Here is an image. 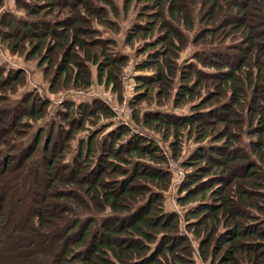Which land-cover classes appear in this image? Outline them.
Here are the masks:
<instances>
[{
  "label": "trees",
  "instance_id": "trees-1",
  "mask_svg": "<svg viewBox=\"0 0 264 264\" xmlns=\"http://www.w3.org/2000/svg\"><path fill=\"white\" fill-rule=\"evenodd\" d=\"M15 4L0 11L10 52L39 56L62 86L95 79L121 91L129 57L95 26H115V0ZM133 6L145 21L124 44L144 42L136 68L153 73L136 77L130 105L172 93L175 106L193 103L189 114L132 115L172 138L175 159L184 136L198 144L177 186L183 215L165 208L172 175L155 140L124 125L99 137L104 124L73 153L76 134L112 114L97 99L64 101L48 134L41 127L30 136L49 101L10 99L24 71L0 65V264H264V0H123L124 13ZM187 32L194 51L178 65Z\"/></svg>",
  "mask_w": 264,
  "mask_h": 264
},
{
  "label": "rangeland",
  "instance_id": "rangeland-1",
  "mask_svg": "<svg viewBox=\"0 0 264 264\" xmlns=\"http://www.w3.org/2000/svg\"><path fill=\"white\" fill-rule=\"evenodd\" d=\"M16 0H3V5L0 8V11L3 9H10L16 11ZM119 6V16L113 17L110 15V19H114L115 26H104L98 25L95 23V26L101 32L102 37L115 39V48L119 49L121 52L127 54L129 57L128 64L122 70L120 79H121V91L118 93L110 88H106L103 85L96 82L94 79L91 86L87 88H73L71 85L62 86V79L59 81H54V72L46 73L47 64H42L39 62V56H34L32 58L25 57L24 54L12 53L7 48L6 43L2 42L0 39V65H4L6 68L13 69H22L24 71L23 75L25 77L24 84L17 85L11 92V87L6 91L7 96L10 99L17 100L24 96L39 97L49 101V104L46 108V114L43 118L39 119L36 122L30 124L28 135H33L37 130L43 127L44 136L48 134V127H50V122L52 120L58 121V111L63 110L64 101H73L78 104L81 102H91L93 99H97L104 105H106L111 111L110 116H101L100 120L93 124L87 123L84 129L80 130L73 141L71 142L72 151L77 149V145L82 138H85L90 131H94L101 127L104 124H109V126L99 134V137L107 135V132L115 129L120 125H124L130 128L133 132L141 133L147 137L155 140L160 146L162 153L168 159V170L172 175V181L169 189L164 193V205L166 210L177 211L180 217L183 215L186 206H181L177 202V186L184 179L188 168L182 165L183 160L196 148L198 145L194 143L193 140H189L184 136L182 142V152L179 159H175L172 155V149L170 146L171 137L169 139H163L162 134L158 133L156 130L149 129L143 125L136 124L132 119L134 109H139L140 117L145 112L151 111H162V110H171L178 114H189L190 107L193 103L178 104L174 105L173 102V93L172 96L167 98H161L159 100L157 97L150 96L148 102L143 101L137 106L130 105V102L133 101L134 97L138 93V88H140L138 80L136 77L138 75H148L153 73V70H138L137 63L142 60H145L146 54L137 53V49L141 47L144 42L136 41L134 47L124 44V37L129 30V28L134 23H144L143 18H138L137 13L139 12V6H133L128 13H124L122 9L123 0H115ZM190 43L187 47L181 52L178 59V65H182L184 60H188L194 51V45L191 43L194 32L186 33ZM129 68L126 70V67ZM93 75L95 78V68H92ZM127 73L129 76L130 87L126 88L124 86L123 76ZM11 85V84H10ZM16 85V84H15ZM55 90V92L51 91ZM153 93V92H152ZM107 99L110 102L108 105L105 102ZM159 101V103H156ZM175 107H174V106ZM41 149V147H39ZM182 229L184 230V221L181 219ZM185 232V230H184ZM193 245L196 247L195 239L192 240ZM201 264V263H196Z\"/></svg>",
  "mask_w": 264,
  "mask_h": 264
},
{
  "label": "built area",
  "instance_id": "built-area-1",
  "mask_svg": "<svg viewBox=\"0 0 264 264\" xmlns=\"http://www.w3.org/2000/svg\"><path fill=\"white\" fill-rule=\"evenodd\" d=\"M128 68H129V66L126 67V70H127ZM128 80H129V76H128L127 73H125L124 76H123V81H124V86H125L126 88H128V87L131 86V85L129 84ZM105 102H106L108 105H110V102H109L107 99H105ZM110 106H111V105H110ZM111 107H112V106H111Z\"/></svg>",
  "mask_w": 264,
  "mask_h": 264
}]
</instances>
